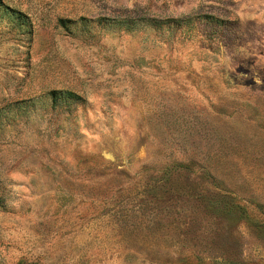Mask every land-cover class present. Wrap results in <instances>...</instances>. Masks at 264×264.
<instances>
[{"label":"rangeland","instance_id":"rangeland-1","mask_svg":"<svg viewBox=\"0 0 264 264\" xmlns=\"http://www.w3.org/2000/svg\"><path fill=\"white\" fill-rule=\"evenodd\" d=\"M0 264H264V0H0Z\"/></svg>","mask_w":264,"mask_h":264},{"label":"trees","instance_id":"trees-1","mask_svg":"<svg viewBox=\"0 0 264 264\" xmlns=\"http://www.w3.org/2000/svg\"><path fill=\"white\" fill-rule=\"evenodd\" d=\"M167 171L168 170H165L163 172V177L169 176V172H167ZM172 188H173L172 185H166V186L162 185L161 188H159V189H162L161 191L159 190L162 195H160V196L155 195V196H152L151 198H153V199L157 198V200H162L163 196L165 195L167 200L172 199L171 191H170Z\"/></svg>","mask_w":264,"mask_h":264}]
</instances>
